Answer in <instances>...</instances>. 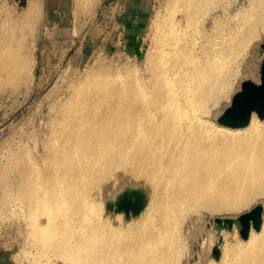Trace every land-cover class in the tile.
<instances>
[{
  "label": "bare ground",
  "instance_id": "obj_1",
  "mask_svg": "<svg viewBox=\"0 0 264 264\" xmlns=\"http://www.w3.org/2000/svg\"><path fill=\"white\" fill-rule=\"evenodd\" d=\"M40 1H27L23 19L32 23L40 16ZM245 3L171 0L152 22L149 77L100 69L47 121L41 159L18 153L17 220L46 262L174 264L190 216L238 213L264 195V119L253 113L246 127L231 128L209 117L240 75L251 42L264 32V0ZM10 37L0 31L7 50L0 69L17 85L26 64L7 45ZM4 83L0 78V87ZM130 181L147 190L145 209L130 220L124 213L104 215V202L115 201ZM234 231L222 230L220 239H235ZM208 247L200 251L202 264H264V211L261 230L224 246L218 260Z\"/></svg>",
  "mask_w": 264,
  "mask_h": 264
},
{
  "label": "rangeland",
  "instance_id": "obj_2",
  "mask_svg": "<svg viewBox=\"0 0 264 264\" xmlns=\"http://www.w3.org/2000/svg\"><path fill=\"white\" fill-rule=\"evenodd\" d=\"M27 1L0 0V31L7 36L14 35L7 39V45L13 47L26 64L17 85L0 69V78L5 82L0 87V264H49L38 255L37 243L29 235V228L17 220L14 185L18 153L22 151L25 158L34 153L41 159L42 141L48 135L47 121L55 117L60 102L67 101L74 89L87 85L100 69L124 78L130 74L128 71L149 77L146 59L153 49L152 22L157 12H166L171 0H41L40 16L32 23L23 19ZM249 1L246 0L245 8ZM135 34L143 36L136 40ZM262 44L264 32H259L240 63L246 66L239 64L240 75L232 81L223 103L210 110L212 117H209L217 125V117L232 106L244 81L260 83L258 69L264 60V52H260ZM6 51L0 46V55ZM250 62L256 66L257 79L250 76ZM123 178L118 180L117 186L123 183ZM125 187L135 188L131 181ZM113 200L110 197L107 202ZM132 201L125 198L123 203ZM263 201L264 195L238 213L204 210L190 216L192 219H187L179 234L181 249L174 264H202L200 251L204 244L211 249L212 260H218L214 256L216 247L221 253L224 246L231 248L243 238L234 227L237 237L231 241L224 237L221 240L220 232L227 230L219 232L216 220L237 218L260 204L264 206ZM98 202H104L103 193ZM103 207L104 215L107 211L115 215L106 210L105 202ZM139 221L140 218L132 223ZM216 236L218 241H215Z\"/></svg>",
  "mask_w": 264,
  "mask_h": 264
},
{
  "label": "water",
  "instance_id": "obj_3",
  "mask_svg": "<svg viewBox=\"0 0 264 264\" xmlns=\"http://www.w3.org/2000/svg\"><path fill=\"white\" fill-rule=\"evenodd\" d=\"M260 52H264V44L261 45ZM258 70L261 75L260 83H255L252 80L244 81L241 85V91L233 98L232 106L217 117L219 124L231 128L246 127L250 123L253 113H256L260 119H264V60L260 62ZM125 198H132V203H123ZM147 203V192L142 187H125L117 195L115 201L107 202V209L114 213H124L126 219L130 220L132 217L139 216ZM263 211L264 206L260 204L237 218L217 219L218 230L219 232L222 229L232 231L236 227L241 237L246 240L249 238L252 228L255 231L261 230ZM214 256L219 258V247H216Z\"/></svg>",
  "mask_w": 264,
  "mask_h": 264
},
{
  "label": "crops",
  "instance_id": "obj_4",
  "mask_svg": "<svg viewBox=\"0 0 264 264\" xmlns=\"http://www.w3.org/2000/svg\"><path fill=\"white\" fill-rule=\"evenodd\" d=\"M141 36H143V35H141V34H140V35H139V34L136 35V34H135L134 37H135L136 40H139V39L141 38ZM134 37L131 36V39H133Z\"/></svg>",
  "mask_w": 264,
  "mask_h": 264
}]
</instances>
